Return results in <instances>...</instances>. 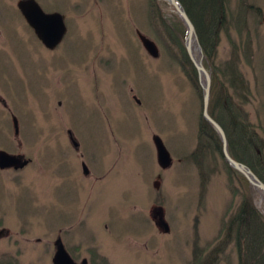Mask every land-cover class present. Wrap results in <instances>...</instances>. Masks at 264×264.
<instances>
[{
  "label": "rangeland",
  "instance_id": "rangeland-1",
  "mask_svg": "<svg viewBox=\"0 0 264 264\" xmlns=\"http://www.w3.org/2000/svg\"><path fill=\"white\" fill-rule=\"evenodd\" d=\"M17 1L0 0V149L29 162L0 168V221L12 232L0 241V264H53L58 234L77 263L239 264L226 243L227 223L253 187L228 169L223 151L215 160L211 154L206 181L185 159L198 140L203 97L198 76L193 84L180 66L184 37L169 27H179L172 6L156 0L152 20L148 0H37L65 16L67 32L50 50ZM228 4L240 27L232 19L221 31L213 59L197 41L204 67L211 75L220 70L217 93L228 61L239 58L249 92L236 89L234 102L262 141L264 163V0L245 2L260 7L261 16L240 0ZM137 30L157 44L158 57L144 49ZM191 45L199 57L195 39ZM221 127L227 138V125ZM155 134L173 158L167 168L157 162ZM158 206L167 231L152 217Z\"/></svg>",
  "mask_w": 264,
  "mask_h": 264
},
{
  "label": "trees",
  "instance_id": "trees-1",
  "mask_svg": "<svg viewBox=\"0 0 264 264\" xmlns=\"http://www.w3.org/2000/svg\"><path fill=\"white\" fill-rule=\"evenodd\" d=\"M179 1L182 3L186 13L195 26L200 43L205 48V54L213 59V43L217 45L221 31H226L229 22L235 19L229 12L228 0ZM240 2L245 5L246 9H250L251 13H257L259 16L262 15L260 7L252 4H245L246 0H240ZM156 9V0H148V19L153 20L154 15H156ZM176 16L179 27L171 23L169 27L173 32L185 39L186 27L177 13ZM162 18L167 21L164 16H162ZM239 23V20H236V28L240 27L238 25ZM182 43L184 46L182 49L184 59L181 60L180 66L186 69L188 77L189 74L192 73L193 84H196V78L198 76L197 69H195L186 51L184 41ZM236 50L239 51V48L235 47V51ZM238 60L239 58L233 55L231 61H228L226 70L223 72V82L219 93L216 91L215 79L216 75L219 76L220 70L217 67H213L209 113L225 129V125H227L226 134L230 155L249 166L264 182V163H262L260 155L262 152V141L258 139L256 130L248 124L247 118L240 113L241 105L234 102V95L236 97L241 96L236 89H242L246 91V93L249 92L248 82L241 73L239 66H237ZM247 61L249 60L247 59ZM199 87H201L200 83ZM230 89H232V91H230ZM200 96L202 98V87L200 88ZM201 138H206L207 144L201 142ZM197 139L195 148L185 156V159L196 166L200 177L203 181H206L208 174L204 179L202 173L206 165H208L209 170H214L210 158L214 155L215 160V154H217L219 158L222 156L221 141L217 132L210 127L204 118H201V122L198 124ZM232 149H235L234 151L239 154L237 153L238 155H235ZM207 150H210L211 153ZM249 154L252 158H247ZM225 165H227L226 162ZM228 169L232 173L238 174L237 176H242L244 178L241 173L229 166ZM246 183H248L247 180ZM203 186L205 190V182H203ZM251 189L252 190H248V192L245 193L244 198L240 201L236 210L228 220L225 235L227 240L226 243L230 244L234 251H236V254H238L239 264H264V232H261V229H264V213L258 205H256V200L254 198L255 192L253 188ZM209 253L210 252H207L205 254L206 257H209ZM200 257L203 256L200 255ZM244 261H246V263Z\"/></svg>",
  "mask_w": 264,
  "mask_h": 264
},
{
  "label": "water",
  "instance_id": "water-1",
  "mask_svg": "<svg viewBox=\"0 0 264 264\" xmlns=\"http://www.w3.org/2000/svg\"><path fill=\"white\" fill-rule=\"evenodd\" d=\"M178 16L183 21L186 27V37H185V48L186 51L193 62L195 68L197 69L200 78H203L202 84V97H203V108L202 116L207 121L209 125L217 132L219 139L222 142V151L224 159L228 165L241 173L248 183L260 194L261 198L264 200V182L248 167L246 164L235 160L229 153L228 141L221 125L215 121L209 114V100H210V72L204 67L201 57H194L193 48L191 42L195 39L199 55H202V50L198 45V41L195 34V27L186 13L183 5L179 0H166ZM18 10L20 11L22 17L26 23L33 30L36 37L45 46V48L53 50L55 49L63 40L67 27L65 24V16L59 12H46L43 10L41 5L37 0H18L16 3ZM137 36L143 45L144 49L152 57L159 56V49L157 44L150 39L145 34L137 30ZM14 134L17 135L19 132V126L16 116H13ZM70 133V132H69ZM153 141L156 148V159L158 164L162 168H167L172 163V156L168 149L166 148L163 140L157 134L153 135ZM72 142L78 144L73 138ZM29 162V159L24 158L20 154H12L5 150L0 149V168H10L15 169L24 167ZM83 169L88 172L87 166L83 163ZM152 217L157 220L158 226L163 228L165 231L168 230V224L163 218V212L161 207H155L152 209ZM4 229H0V237L4 233ZM53 264H85L86 261L83 260L82 263H77L65 249L62 241L57 239L55 242V252L52 258Z\"/></svg>",
  "mask_w": 264,
  "mask_h": 264
},
{
  "label": "flooded vegetation",
  "instance_id": "flooded-vegetation-1",
  "mask_svg": "<svg viewBox=\"0 0 264 264\" xmlns=\"http://www.w3.org/2000/svg\"><path fill=\"white\" fill-rule=\"evenodd\" d=\"M70 132V133H69ZM66 133H67V135H70V137L68 138L69 139V141H72V138L75 140V138H74V133L70 130V128L69 129H67L66 130ZM76 141V140H75ZM73 143V142H72ZM72 143H70V147L74 150V151H76L77 152V150L79 149V144H72ZM82 163V165H83V163H85L84 161H82L81 162ZM86 164V163H85ZM87 169H88V172H85L84 171V169H83V167H82V173L85 175V176H88L89 175V168L87 167ZM84 176V177H85ZM89 177H91V176H89ZM10 223V222H9ZM0 229H4L5 231H4V233L1 235V237H0V241H4V240H8L9 238H10V236L12 235V232L10 231V229L7 227V226H4V225H2V223H1V221H0ZM11 224V223H10ZM70 235H71V233H70ZM57 239H60L61 241H62V243H63V245H64V247H65V249H66V246H65V242H64V239H62V237H61V235L60 234H58L57 235V237L55 238V240H54V242H53V247H54V251H55V242H56V240ZM26 240H28V239H26ZM41 239H40V237H38V238H36V242H38L39 243V241H40ZM68 248V247H67ZM67 251L69 250V249H66ZM68 253L70 254V256L74 259V256H73V254H71V251L69 250L68 251ZM53 254H54V252H53ZM53 257V256H52ZM75 260V259H74ZM76 261V260H75Z\"/></svg>",
  "mask_w": 264,
  "mask_h": 264
},
{
  "label": "bare ground",
  "instance_id": "bare-ground-1",
  "mask_svg": "<svg viewBox=\"0 0 264 264\" xmlns=\"http://www.w3.org/2000/svg\"><path fill=\"white\" fill-rule=\"evenodd\" d=\"M176 12V11H175ZM193 23V22H192ZM194 25V24H193ZM195 27V26H194ZM195 34H196V38L198 39V34H197V31H196V29H195ZM184 43H185V39H184ZM197 45V44H196ZM199 46H200V49H202V47H201V44L199 43L198 44ZM199 52V51H198ZM202 55H199L200 57H201V59H202V57H203V53H201ZM211 74V73H210ZM211 77V79H210V89H211V83H212V75L210 76ZM198 79H199V83H200V86L202 87V84H201V82H203V78H200L199 77V75H198Z\"/></svg>",
  "mask_w": 264,
  "mask_h": 264
}]
</instances>
